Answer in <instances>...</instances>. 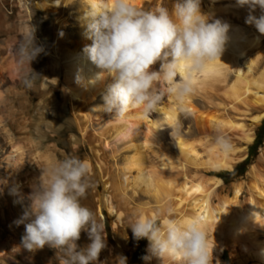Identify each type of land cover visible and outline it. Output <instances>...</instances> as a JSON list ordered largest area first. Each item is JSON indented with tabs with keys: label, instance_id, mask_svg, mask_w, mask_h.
<instances>
[{
	"label": "bare ground",
	"instance_id": "1",
	"mask_svg": "<svg viewBox=\"0 0 264 264\" xmlns=\"http://www.w3.org/2000/svg\"><path fill=\"white\" fill-rule=\"evenodd\" d=\"M131 2L144 10L163 6L171 11L176 0ZM86 9L87 0H0V105L6 91L13 89L25 94V106L40 108V111L47 106L52 116L47 133L40 130L36 139L22 140L31 147L34 158L40 156V167H44L36 173L30 168L32 161L24 157L23 146L14 141L11 122L3 123L0 118V216H6L9 229L15 231V219H19L26 208L24 201H19V194L25 191L29 196L41 171L51 161L50 154L39 152L38 147L48 142L57 146L67 141L73 152L89 150L91 156L83 160L89 162L91 176H94L95 214L103 220L102 202L110 204V214L115 216L113 234L122 247L127 246L128 234L122 230L126 222L170 207L177 219L199 217L207 226L210 238L213 232V263L222 254L223 246H227L235 264L251 260L250 264H264V239H260L264 231V147L260 148L256 163L251 167L249 182L237 183L230 189L218 175L221 169L233 168L248 155V144L255 138L254 127L264 117V73L258 77L252 74L257 58L247 65L242 63L243 55L256 50L263 38L253 24L245 23L249 15L247 6L239 7L236 0H200L201 12L209 17V22L220 19L229 25V39L220 57L222 62L210 61L199 71L182 66L181 76L190 77L196 89L183 104L194 127L187 123L185 130L178 131L174 129L181 106L176 100L167 108L159 107L157 119L151 120L136 110L129 114L126 122L114 119L105 131L96 130L93 114L95 110L100 111L97 106L103 104V94H98L104 93L111 81L85 87L88 79L99 71L84 51L85 46L92 43L84 20ZM39 10L44 12L46 22L53 16L56 18L51 36L46 28L39 29L34 20ZM261 14V10L252 12L257 18ZM71 15L76 26L68 31ZM30 24L35 26L40 38L37 45L50 50L46 66H39V59L44 55L41 52L31 62L32 70L21 65L14 55ZM159 67L157 62L152 70H159ZM26 74H30L33 81L30 87L24 83ZM78 76L82 77L80 83ZM215 95L220 96V100H215ZM35 98H39L36 103L33 102ZM204 100H213L214 107L206 108ZM252 106L258 110L255 114H250ZM159 121H165L173 129L171 137L176 159L161 151L159 162L155 163L148 161L145 149L149 146V127ZM140 123H145L143 131ZM19 127L25 124L20 123ZM71 130L79 133L81 145L74 143ZM122 150L126 152L122 154ZM16 165L20 166L14 169ZM100 186L104 187L103 195ZM13 188L18 189L17 194H12ZM138 189L148 197L137 205L136 214L128 219L122 207L130 205ZM115 199L120 203L116 204ZM13 237L12 245L7 241L0 243V258L12 247L14 255L22 254L23 260L28 259V252L19 244L18 236ZM77 244L83 248L86 243L77 241ZM37 251H40V264H61V254L55 249L46 245ZM113 254L118 253L114 250ZM118 257L121 261L119 254ZM156 261L160 264L171 262L157 257ZM97 263H103L101 255Z\"/></svg>",
	"mask_w": 264,
	"mask_h": 264
},
{
	"label": "clouds",
	"instance_id": "2",
	"mask_svg": "<svg viewBox=\"0 0 264 264\" xmlns=\"http://www.w3.org/2000/svg\"><path fill=\"white\" fill-rule=\"evenodd\" d=\"M236 4L247 6L245 23L264 35V14L252 15L257 7L264 13V0H236ZM84 20L92 41L84 51L99 70L85 87L110 79L103 104L97 107L120 122L136 110L144 117L156 113L164 99L160 84L166 85L167 94L184 111L185 98L196 89L190 77L181 76L182 66L199 71L208 62L220 60L229 39V25L220 19L209 22L201 12L200 0H176L171 11L163 6L144 10L131 0H87ZM42 51L36 43L35 26L30 24L14 55L31 69V62ZM157 62L159 70H152ZM81 81L78 76L77 82ZM32 82L26 74L25 86ZM91 175L89 162L76 156L48 163L28 196L30 203L14 222L25 226L23 249L34 252L47 245L61 254V264H96L105 247V225L81 203L91 187ZM11 192L17 194L18 189ZM129 227L135 239L148 240L149 255L142 257L146 261L154 256L172 264H213V232L210 238L199 217L177 219L168 207L138 216ZM82 231L90 240L83 248L77 244Z\"/></svg>",
	"mask_w": 264,
	"mask_h": 264
},
{
	"label": "rangeland",
	"instance_id": "3",
	"mask_svg": "<svg viewBox=\"0 0 264 264\" xmlns=\"http://www.w3.org/2000/svg\"><path fill=\"white\" fill-rule=\"evenodd\" d=\"M16 4V3H15ZM17 8V6H15ZM261 10L259 7L255 9L256 12H259ZM264 14V13H263ZM44 12L39 10L37 14L34 17L35 22L38 25V28L40 27L46 28L48 35H52V27L54 26L56 18L53 16L49 22H46L43 18ZM69 21L71 23L68 24V31H71L75 29V19L73 15L70 16ZM36 42L40 43L39 36L35 33ZM257 50H259L257 52ZM44 55H42L39 59V66L44 67L46 66L47 61V54L50 53V50L43 49ZM253 58H257V62L255 63V68L252 71V74L254 77L260 76L262 73H264V35L262 38V42L260 46L256 50H249L247 51L243 57H242V63L244 65H247L250 63V61ZM234 74V72H232ZM42 76H44L42 74ZM40 84V79L38 81ZM158 88L161 92L164 94V99L162 100L159 107L167 108L171 103L175 101L174 97L167 94L165 91L166 85L160 84L158 85ZM103 93L98 94V96L102 95ZM39 98L34 99V103L38 101ZM215 100H220V96L215 95ZM25 94L16 92L15 90L11 89L10 91H6V97L4 101L2 102V106L0 105V118L3 123L10 121L11 126L13 130L15 131L14 135V141L16 143H20L24 148V157L26 160H31L32 165L31 169L34 171V173L40 171V168L44 167L41 165L40 167V156L37 158H34L31 154V147L23 144L22 140L24 138H35L38 136V133L41 131L48 132L47 128L49 127V121L52 120V116L48 113V107L45 106L44 108H36V107H27L25 106ZM204 103L206 105V108L214 107L213 100H204ZM178 104V103H177ZM176 104V105H177ZM181 107L178 108L179 115L176 120V128L175 131H178L179 129H186V124L189 123L191 125V128L194 127L193 121L189 120V112L186 108H184V111L180 110ZM258 110L252 106L250 110V114H255ZM28 116L29 118L26 119L25 117ZM151 120L157 119V114L153 113L151 116H149ZM191 117V116H190ZM115 118L112 117V114L105 113L103 111H94L93 114V125L96 128V130H102L105 131L110 127L112 124V121H114ZM162 122V123H160ZM20 123L25 124V127H19ZM140 130H144L145 123H140ZM162 128V129H161ZM255 138L254 140L248 144V155L239 161L233 168L221 169L220 172H218V175H220L223 178V184L226 187H229L230 189L233 188V186L237 183L244 182L247 183L251 180V167L254 163H256V158L260 154V148L264 147V117L255 125ZM173 131L170 124H167L165 121H159L156 125H150L149 127V146L146 147L145 153L147 155L148 161L153 160L155 163L159 162V153L161 151L167 152L170 154L174 159H176V147L175 144H173V139L171 137V132ZM69 133H72L75 144L81 145L80 136L79 133L75 130H71ZM176 135V134H174ZM258 136V139L256 137ZM111 137V135L108 136V139ZM198 136H194V139H197ZM111 144L113 141H110ZM109 149V147H108ZM61 150L63 152H61ZM38 151L43 152L44 154H50L51 161H58L63 160L66 157L69 156H76L79 157L81 160L84 159L86 156H91L89 150H79L77 152H73L71 150L70 143L66 141L65 144H58L57 146H51L49 142L45 144L43 147H38ZM47 151V152H46ZM126 151L122 150V154H124ZM210 177V175H207ZM94 182V176H91V187L88 189L86 193V198H84L81 203L90 208L94 213H96V199L95 195L92 190V183ZM100 193L104 194V187H99ZM232 194V192H231ZM147 195L141 191L137 190L135 194L133 195L131 199L130 205H123V210L127 214V218H131L136 214L137 205L139 203H142L143 200L147 199ZM19 201H24L26 207L28 206V195L25 191L21 192L18 196ZM215 201H217V198H214ZM118 200L115 199V203L119 204ZM108 202L105 201L102 202V212L104 215V235H105V247L102 249L99 255L102 256L103 263H97L96 264H121V261H119L118 254L121 258L124 259V264H160L156 261V257H152L150 260H144L142 257L145 255H149L148 253V240L146 238L142 239H135L132 230L129 227V222H126L122 230L127 232L128 239H127V246L122 247L115 235L113 234V218L114 215L110 214V208L108 206ZM151 204H154L153 201H151ZM110 205V204H109ZM23 214V212H22ZM96 215V214H95ZM17 219H15L16 221ZM9 224V221L6 219V216H0V243L2 241H7L8 244L12 245L15 242V238L18 236L19 238V244L21 245V237L24 235L25 230L22 228V224L19 226L16 225L15 231H11L9 227L7 226ZM12 236V237H11ZM218 238L221 239V237L218 236ZM260 239H264V231L260 235ZM78 241L85 242V246L90 243V240L87 238V235L85 232H81L80 239ZM84 246V247H85ZM115 250L116 254H113V251ZM28 252V251H27ZM28 259L23 260L22 254L14 255L12 252V247H8L7 255L5 257L0 258V264H40V251H34V252H28ZM14 259L15 261H13ZM35 260V262H34ZM235 264L232 261V257L230 254V249L227 246H223L222 254L220 255L219 259L214 261L213 264ZM253 263V261H249L246 264ZM165 264H172V262H168Z\"/></svg>",
	"mask_w": 264,
	"mask_h": 264
},
{
	"label": "trees",
	"instance_id": "4",
	"mask_svg": "<svg viewBox=\"0 0 264 264\" xmlns=\"http://www.w3.org/2000/svg\"><path fill=\"white\" fill-rule=\"evenodd\" d=\"M256 139H258V136L256 137Z\"/></svg>",
	"mask_w": 264,
	"mask_h": 264
}]
</instances>
